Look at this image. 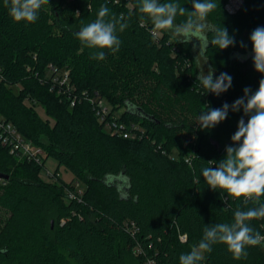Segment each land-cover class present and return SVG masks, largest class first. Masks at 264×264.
Instances as JSON below:
<instances>
[{"label": "trees", "instance_id": "obj_1", "mask_svg": "<svg viewBox=\"0 0 264 264\" xmlns=\"http://www.w3.org/2000/svg\"><path fill=\"white\" fill-rule=\"evenodd\" d=\"M170 2L193 10L191 0ZM226 2L220 0L208 21L227 27L237 45L218 50L209 44L202 53L214 78L221 72L233 78L232 87L216 96L197 81L193 44L199 49V41L177 43L166 32L154 39L150 21L140 23L137 0H49L27 26L14 22L0 0V120L44 151L41 163H18L0 143V173L8 176L0 180V209L8 213L0 264H127L135 250L138 264H179L205 225L233 222L243 198L208 188L201 169L224 158L243 112L230 111L210 130L199 129L197 116L204 105L220 108L243 96L245 87L258 89L264 76L254 68L249 36L264 26V0H244L233 15L225 12ZM102 4L132 16L120 50L106 51L98 61L74 33L96 18ZM185 19L177 16L176 22ZM64 72L69 95L50 91L52 79ZM16 85L22 88L15 94ZM83 93H97L112 113L121 111L118 121L135 127L134 139L105 131ZM68 96L78 99L74 107ZM37 107L53 118L51 126L34 112ZM49 157L58 166L46 182L40 172ZM60 166L73 181L55 177ZM74 183L84 189L68 199ZM262 225L264 219L250 222L264 235ZM263 243L249 246L240 260L215 244L199 264H264Z\"/></svg>", "mask_w": 264, "mask_h": 264}, {"label": "clouds", "instance_id": "obj_2", "mask_svg": "<svg viewBox=\"0 0 264 264\" xmlns=\"http://www.w3.org/2000/svg\"><path fill=\"white\" fill-rule=\"evenodd\" d=\"M45 4L49 5V0H4L12 20L24 22L25 26L37 22ZM191 4L193 10L188 11L170 0H137L140 23L150 21V32L154 39L162 32H166L177 43L188 44L195 38L199 41L197 57L206 52L209 44L218 50L237 45L235 35H230L227 27L208 21L210 13L220 8V0H191ZM131 16L132 13L117 15L102 4L96 18L82 25L74 36L82 47L91 50V59L103 61L106 51L115 54L120 50V34L129 28ZM177 16H186V19L177 23ZM249 40L254 68L264 76V26L256 27ZM239 46L247 47L243 41L239 42ZM196 47L193 44L194 50ZM235 58L246 57L236 53ZM214 72L212 66L208 67L206 73L202 67L197 81L206 94L210 92L219 96L232 87L233 78L227 72H221L214 78ZM241 110L243 115L231 136L232 144L225 147L226 155L219 162L207 161L208 166L201 169V175L211 190L226 192L233 198L242 197L244 207L234 210L231 223L205 225L202 239L192 246L190 252L179 256V264H199L204 258L203 254L211 253L215 244H224L233 259H244L247 258L249 246L264 242V235L250 226L252 220L264 219V202L261 201L264 197V78L259 81L258 89L254 92L250 87H245L243 96L232 104L224 103L220 108L204 105L197 116V124L200 130H210L225 121L230 111ZM245 117L248 118L247 122ZM249 204L252 206L249 207Z\"/></svg>", "mask_w": 264, "mask_h": 264}, {"label": "built area", "instance_id": "obj_3", "mask_svg": "<svg viewBox=\"0 0 264 264\" xmlns=\"http://www.w3.org/2000/svg\"><path fill=\"white\" fill-rule=\"evenodd\" d=\"M244 0H227L224 5V10L227 14L233 15L238 12ZM52 69V68H51ZM57 88V93L66 95L70 93L71 87L69 86L68 73L64 72L61 77H54L52 79V84L50 87V91ZM69 95V94H68ZM85 100L90 104L92 111L99 121L100 124L103 125L105 131H107L111 136L122 137L123 139H134L135 135L131 132L135 129L133 125H125L118 121V116L115 113L111 112V106L108 102L101 97L99 94L95 93L92 96L85 97ZM70 102V107H74L75 103L78 101L76 97H67ZM0 143L2 146H7L10 149L11 154L22 155L25 158L35 161L37 163H41L42 158L44 157V151L39 147H34L32 143L27 142L23 139V137L18 134L15 129L7 123H3L0 120ZM49 174V173H48ZM53 176V174H52ZM55 177L59 178L58 173L55 174ZM54 178V176L52 177ZM78 187V183L74 184V188ZM74 189L72 192H68V199H73L75 196ZM185 235L179 236L180 242H186L187 238ZM264 248V243H263Z\"/></svg>", "mask_w": 264, "mask_h": 264}, {"label": "rangeland", "instance_id": "obj_4", "mask_svg": "<svg viewBox=\"0 0 264 264\" xmlns=\"http://www.w3.org/2000/svg\"><path fill=\"white\" fill-rule=\"evenodd\" d=\"M198 54H199V49H195L194 50L195 57H197ZM196 61H197V66L199 67V71L203 67V70L206 73L209 66L207 65L206 61L203 59L202 54L199 57L196 58ZM21 88L22 87L20 85H16V86H14L12 88V91H13V93L16 94V93H18V91ZM34 112L37 113L40 116V118L43 119V121H45V123L48 126H51L53 124V118L51 116H48L45 113V108L44 107H37L36 109H34ZM120 112L121 111L115 112V115L116 116H119ZM32 145L37 148L36 145H34V144H32ZM15 157H16L18 163L25 158L22 155L21 156L20 155H16ZM28 161H30V160H28ZM57 166H58V163L56 162V160H54L51 157L47 158L45 160L44 168L40 172L41 179L43 181H46V182L53 181L52 174L55 172V169H56ZM58 175H59V178L62 179L64 182H71V181H73V178H72V175L70 174V172H68L62 166L59 167ZM74 189L77 190L78 192H81L84 189V187L81 184H78V187H76ZM7 218H8V213L0 209V230L4 226ZM181 243L184 244V242H181ZM137 253L138 252L136 250L132 252V255L127 258V264H138L136 262V260L134 259V256L137 255Z\"/></svg>", "mask_w": 264, "mask_h": 264}, {"label": "water", "instance_id": "obj_5", "mask_svg": "<svg viewBox=\"0 0 264 264\" xmlns=\"http://www.w3.org/2000/svg\"><path fill=\"white\" fill-rule=\"evenodd\" d=\"M3 179L4 180L8 179V176L0 173V180H3Z\"/></svg>", "mask_w": 264, "mask_h": 264}]
</instances>
